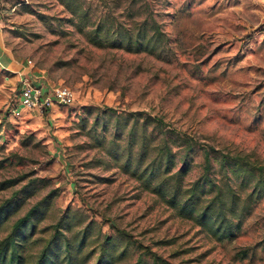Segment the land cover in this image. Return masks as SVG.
Instances as JSON below:
<instances>
[{
	"label": "rangeland",
	"instance_id": "374dc122",
	"mask_svg": "<svg viewBox=\"0 0 264 264\" xmlns=\"http://www.w3.org/2000/svg\"><path fill=\"white\" fill-rule=\"evenodd\" d=\"M79 1L92 22L106 15L137 27L152 15L167 44L161 54L97 47L59 0H0V41L20 71L48 92H75L69 105L21 108V76L0 59V206L21 204L0 238L51 195L37 235L49 237L65 213L92 223L100 237L92 245L124 231L130 245L118 264L152 262L153 253L173 264H264V197L237 237L219 241L145 190L90 134L97 116L106 142L118 117L163 118L195 145L187 183L203 172L205 149L264 165V0ZM219 169L216 160L217 179Z\"/></svg>",
	"mask_w": 264,
	"mask_h": 264
},
{
	"label": "trees",
	"instance_id": "16d2710c",
	"mask_svg": "<svg viewBox=\"0 0 264 264\" xmlns=\"http://www.w3.org/2000/svg\"><path fill=\"white\" fill-rule=\"evenodd\" d=\"M59 1L77 18L79 30L87 32L89 41L97 47L149 54H161L166 47L165 32L152 15L137 27L116 25L106 15L92 22L90 11L81 1ZM132 116V123L119 117L115 120L117 131L109 142L99 136L100 116H97L91 137L106 148L124 172L134 176L145 190L155 194L178 216L192 220L219 241L237 237L254 203L264 197V165L246 155L217 156L205 149L203 172L187 183L186 177L196 156L192 140L170 128L163 118L143 112H134ZM124 133L128 136L125 145ZM216 160H219V171L223 172L219 179L215 176L218 170L214 171ZM51 197L35 203L0 238V264H89L94 256L93 264H118L125 258L130 245L128 234L124 231H118V235L105 234L97 245H92L100 240L99 234L94 235L92 223L83 225L81 217L68 213L53 225L49 237L38 236ZM17 203L0 206V232L13 212L21 207ZM96 246L98 251L94 249ZM134 264L173 263L153 253L152 262L141 255Z\"/></svg>",
	"mask_w": 264,
	"mask_h": 264
},
{
	"label": "built area",
	"instance_id": "2783aa9c",
	"mask_svg": "<svg viewBox=\"0 0 264 264\" xmlns=\"http://www.w3.org/2000/svg\"><path fill=\"white\" fill-rule=\"evenodd\" d=\"M28 65L32 61H27ZM1 64V62H0ZM21 82L19 106L25 109H48L53 105H69L75 100V92L69 86L60 85L50 92L44 87H36L31 83L24 71L18 72ZM17 110V109H16ZM17 114H20L18 111Z\"/></svg>",
	"mask_w": 264,
	"mask_h": 264
},
{
	"label": "crops",
	"instance_id": "0c3cea01",
	"mask_svg": "<svg viewBox=\"0 0 264 264\" xmlns=\"http://www.w3.org/2000/svg\"><path fill=\"white\" fill-rule=\"evenodd\" d=\"M0 49L2 50V54H0V59L3 64V67L12 73H18L22 69L20 62L14 59L9 53H7L0 41ZM4 55V57H2ZM19 76V75H18Z\"/></svg>",
	"mask_w": 264,
	"mask_h": 264
}]
</instances>
